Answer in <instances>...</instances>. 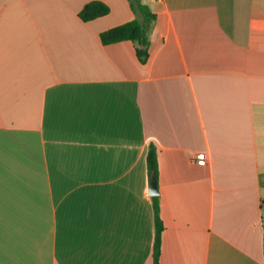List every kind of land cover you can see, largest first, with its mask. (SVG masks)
<instances>
[{
    "label": "crops",
    "instance_id": "1",
    "mask_svg": "<svg viewBox=\"0 0 264 264\" xmlns=\"http://www.w3.org/2000/svg\"><path fill=\"white\" fill-rule=\"evenodd\" d=\"M138 1L0 0V264H153L151 144L159 264H264V0Z\"/></svg>",
    "mask_w": 264,
    "mask_h": 264
},
{
    "label": "trees",
    "instance_id": "2",
    "mask_svg": "<svg viewBox=\"0 0 264 264\" xmlns=\"http://www.w3.org/2000/svg\"><path fill=\"white\" fill-rule=\"evenodd\" d=\"M131 9L137 15L136 19L123 23L99 35L103 45L114 44L123 41H131L138 47L136 55L140 62L146 57L147 32L149 25L154 21L155 16L150 13L147 7L141 5L138 0H128ZM109 13V7L100 1H91L83 6L78 17L83 22H88ZM147 173L151 178L157 175V151L154 145H150L146 155ZM153 211L154 241H153V264H159L161 234L163 225L160 219L158 197H151ZM264 229V224H263Z\"/></svg>",
    "mask_w": 264,
    "mask_h": 264
},
{
    "label": "water",
    "instance_id": "3",
    "mask_svg": "<svg viewBox=\"0 0 264 264\" xmlns=\"http://www.w3.org/2000/svg\"><path fill=\"white\" fill-rule=\"evenodd\" d=\"M149 195L151 197L157 196L158 195V187H157V180L154 176L150 178L149 182Z\"/></svg>",
    "mask_w": 264,
    "mask_h": 264
},
{
    "label": "built area",
    "instance_id": "4",
    "mask_svg": "<svg viewBox=\"0 0 264 264\" xmlns=\"http://www.w3.org/2000/svg\"><path fill=\"white\" fill-rule=\"evenodd\" d=\"M195 164L204 166L206 164L205 155L203 153H199L195 155Z\"/></svg>",
    "mask_w": 264,
    "mask_h": 264
}]
</instances>
